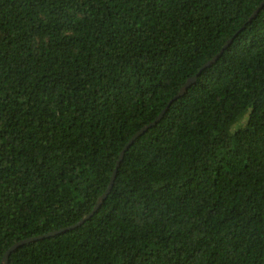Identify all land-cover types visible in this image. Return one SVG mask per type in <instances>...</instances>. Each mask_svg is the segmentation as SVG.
Listing matches in <instances>:
<instances>
[{
	"label": "trees",
	"instance_id": "16d2710c",
	"mask_svg": "<svg viewBox=\"0 0 264 264\" xmlns=\"http://www.w3.org/2000/svg\"><path fill=\"white\" fill-rule=\"evenodd\" d=\"M260 2L0 0V264H264Z\"/></svg>",
	"mask_w": 264,
	"mask_h": 264
},
{
	"label": "water",
	"instance_id": "95a60500",
	"mask_svg": "<svg viewBox=\"0 0 264 264\" xmlns=\"http://www.w3.org/2000/svg\"><path fill=\"white\" fill-rule=\"evenodd\" d=\"M264 5V0H261V2L258 4V6L255 8V10L252 12V14L250 15V17L248 18L247 21H250L253 17H255L257 15V13L259 12V10L263 7ZM232 38H229L226 43L222 46V48L219 50V52H217L216 54H214L209 60H207L205 63L202 64V66L200 67V69L198 70V72L196 74H194L193 76H190L189 78H187V80L184 82V84L179 88V90L176 92V94L171 98V100L169 101V103L178 98L179 96H181L186 90L187 88L196 80V77L198 76V74L206 67L210 66L212 63H214L218 57L221 55V53L223 52V50L228 46V44L231 42ZM166 107L163 108L159 114L157 115V117L152 120L151 122L145 124L144 126H142L139 130H137L126 142V144L123 146V148L120 150V153L118 155V158L116 160L115 163V167L112 171V174L110 176L108 185L106 187V189L104 190V192L97 198L94 206L92 207V209L90 210V212H88L87 214H85L84 216H82L76 223L60 228L58 230H53L41 235H36V236H32V237H27L21 240L16 241L15 243H13L4 253L3 257H2V262L3 264H8V256L9 254L15 250L18 246L25 244V243H29L31 241H35L38 239H42V238H47L50 236H53L55 234L64 232L68 229H72L74 227L79 226L80 224H82L85 220H87L88 218H90L100 207V205L102 204L103 200L105 199V197L107 196L108 192L110 191L114 179H115V175H116V170L117 167L119 166L122 157L125 153V151L129 148V146L141 135L143 134L145 131H147V129H149L151 126L155 125L162 117L163 113L165 112Z\"/></svg>",
	"mask_w": 264,
	"mask_h": 264
}]
</instances>
